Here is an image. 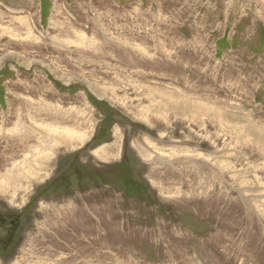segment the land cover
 I'll list each match as a JSON object with an SVG mask.
<instances>
[{
    "label": "rangeland",
    "instance_id": "374dc122",
    "mask_svg": "<svg viewBox=\"0 0 264 264\" xmlns=\"http://www.w3.org/2000/svg\"><path fill=\"white\" fill-rule=\"evenodd\" d=\"M0 220V264H264V0H0Z\"/></svg>",
    "mask_w": 264,
    "mask_h": 264
},
{
    "label": "bare ground",
    "instance_id": "6f19581e",
    "mask_svg": "<svg viewBox=\"0 0 264 264\" xmlns=\"http://www.w3.org/2000/svg\"><path fill=\"white\" fill-rule=\"evenodd\" d=\"M45 137H46L45 142H44V144H45V150L42 151V152H40V150H35L36 153L38 154V157L36 158L37 159V162H36V166H37L36 167V170H37V172H39V170H40V169L38 170V167L45 166V163L46 162H42L43 161L42 160V157L49 156L50 153L55 149L56 145L66 142L64 134H57V133L46 132V136ZM32 139L33 138H31L30 140H32ZM67 139H68V142H70L73 138L72 137H69V135H68ZM49 140H51V143L50 144L48 143ZM31 172L32 173H37V172H35L33 170H31ZM7 180H9V179H7ZM3 183H4V185L8 186L7 185L8 182L6 180ZM82 253H83V251H82ZM37 259L38 260H46L45 257H42L40 255L37 257Z\"/></svg>",
    "mask_w": 264,
    "mask_h": 264
},
{
    "label": "trees",
    "instance_id": "16d2710c",
    "mask_svg": "<svg viewBox=\"0 0 264 264\" xmlns=\"http://www.w3.org/2000/svg\"><path fill=\"white\" fill-rule=\"evenodd\" d=\"M80 175H81V178H82V170L80 171ZM54 181H55V179H52L50 182H49V184H48V188H50V187H53L54 186ZM127 187V189L129 190V191H134V190H136V192L137 191H139L136 187H131V186H129V185H127L126 186ZM134 193V192H133ZM134 195H136V194H134ZM0 221H4V220H0Z\"/></svg>",
    "mask_w": 264,
    "mask_h": 264
}]
</instances>
